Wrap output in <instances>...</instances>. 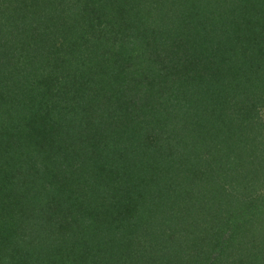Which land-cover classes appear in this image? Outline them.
<instances>
[{
	"label": "trees",
	"instance_id": "trees-1",
	"mask_svg": "<svg viewBox=\"0 0 264 264\" xmlns=\"http://www.w3.org/2000/svg\"><path fill=\"white\" fill-rule=\"evenodd\" d=\"M255 95L264 0H0V264H264Z\"/></svg>",
	"mask_w": 264,
	"mask_h": 264
},
{
	"label": "rangeland",
	"instance_id": "rangeland-1",
	"mask_svg": "<svg viewBox=\"0 0 264 264\" xmlns=\"http://www.w3.org/2000/svg\"><path fill=\"white\" fill-rule=\"evenodd\" d=\"M132 36L133 37H135L136 36V34H134V32H133V34H132ZM133 37H128V38H123L127 43H129V40L128 39H132ZM134 45H136V47H134V46H132V48H135L136 50V52H138L139 53V50H141V47H140V45L139 44H134ZM20 50L22 51V47L20 46ZM125 50H126V48H125ZM22 54V53H21ZM148 58V57H147ZM147 58H145V59H147ZM25 60L24 59H22L21 60V62H19V64H18V67H19V69L21 68V69H25L26 67H27V65H28V63H30V62H24ZM13 62H15V61H13ZM31 64V63H30ZM30 68H32L31 66L28 68V70L30 69ZM16 77V76H15ZM255 101H254V104L256 105L257 104V106H259V108L258 109H256V110H252L250 113H252V114H257V116L261 119V121H262V128H261V126H259L258 128L260 129H262V131H261V135L259 134L258 136H255V133H251L250 131H245L244 133H242L239 137L238 136H236V137H234V136H231V135H229V144L230 145H241L239 148H242V147H244V149H242V150H239V149H237L236 151L238 152V155H243L244 157H245V160L247 161V160H251L254 164H258L259 166H262V165H260V164H264V158H262V159H258L256 156H255V153H256V149L257 148H264V98H261V97H257L256 95L255 96H253L252 97ZM251 109H253L252 107H251ZM231 110H233V109H231ZM260 124V125H261ZM258 126V125H257ZM226 139H227V141H228V137L226 136ZM220 143V142H219ZM234 147V146H233ZM55 150H56V153H57V156L59 155V153L61 152V151H59V149L55 146ZM244 154H246V155H244ZM51 156H53V157H56L55 155H53V154H50ZM63 155H61L60 157H62ZM222 157V155L221 154H219V159ZM219 159H218V161H219ZM264 167V166H263ZM157 175V174H156ZM261 178H262V180H259L258 179V177L257 176H255V180L256 181H264V178L262 177V176H260ZM161 178H163V176H161V177H158L157 179H161ZM20 188V187H19ZM25 189H26V186H25V184H22L21 185V190L22 191H25ZM43 192H44V190H43ZM43 194V193H42ZM153 196H154V194H152ZM47 196V195H46ZM107 196V198H110L111 196L110 195H106ZM47 198L49 199V196H47ZM36 201L37 202H39L40 203V201H42L43 199H45L42 195H39V196H37L36 198ZM52 200L54 199L53 197L51 198ZM38 203H35V205H37ZM99 202H95V203H93V205H92V207L94 206V207H96V208H92L91 207V209L93 210V211H96V213H97V220H94V219H89V215L87 214V213H82L81 211H80V213H79V215H78V217L79 218H76V221L77 222H79L80 220L82 221V222H80V227H84V229L83 230H85L86 228H87V225H97V226H100L102 229H104V228H106V221H105V219L103 218L102 220H99V217H100V207H99ZM98 205V206H97ZM38 206V205H37ZM40 206H41V203H40ZM87 207V209H89V205H87L86 206ZM31 206H26V205H24L23 203L18 207V210L17 211H22L23 213H25V214H21L23 217H24V215L26 216L25 218H26V220H27V223L30 221V222H32V225L33 226H35L34 227V229H35V236L31 233V236H33V239L29 236V234L28 233H24V234H22V228H21V226L20 227H17V229L18 230H16V236H15V240H17V242L15 241V244H14V246H10L9 244H8V248H7V251H6V255H7V261H4L3 262V264H24L25 262V259H22V262L21 263H19L18 262V258H19V255H25V256H27L28 254H31V252H37V249L38 250H40L41 249V247L40 246H42L43 248H46L47 249V247L46 246H43V244H41L40 243V241H38V237L36 238V235L39 233L38 232V228L39 227H37V225H39L40 227H42L43 226V229L44 228H46L47 229V231H48V228H51L52 227V225L51 224H53L54 223V221H55V223L56 222H58V221H60V217H52L51 215L49 216L48 214H46V213H39V211L38 212H36V213H34L35 211H32L31 209ZM27 209V210H26ZM30 209V210H29ZM34 210H35V208H33ZM47 209V208H46ZM52 213V212H51ZM82 213V214H81ZM27 214V215H26ZM48 215V216H47ZM21 217V216H20ZM21 219H23V218H21ZM44 220V221H43ZM101 221V222H100ZM18 224H24L23 223V221H20V219H18ZM42 230V229H41ZM19 234V235H18ZM87 237L89 238V240H90V243L92 244L94 241H93V239H92V237H91V235H90V233L89 232H87ZM23 235V237L22 238H24L23 240H27V241H29L30 240V238L33 240V242H34V245H29L26 249L25 248H23V249H20V251H18L17 252V244L18 245H21V243L19 242V236H22ZM17 238V239H16ZM39 245V246H38ZM46 245V244H45ZM48 250V249H47ZM54 251H56L55 250V248H54ZM56 253V252H55ZM47 264H51L50 262L49 263H47ZM100 264H104V262L103 261H100Z\"/></svg>",
	"mask_w": 264,
	"mask_h": 264
}]
</instances>
